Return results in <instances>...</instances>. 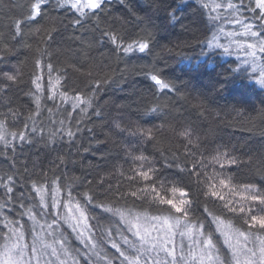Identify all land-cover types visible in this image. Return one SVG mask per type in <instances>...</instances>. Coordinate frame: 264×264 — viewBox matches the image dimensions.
Instances as JSON below:
<instances>
[{
    "label": "snow or ice",
    "instance_id": "6c2138e0",
    "mask_svg": "<svg viewBox=\"0 0 264 264\" xmlns=\"http://www.w3.org/2000/svg\"><path fill=\"white\" fill-rule=\"evenodd\" d=\"M107 3L108 0H27L26 4L15 5L22 9V15L12 21L10 41L31 48V45L23 43L24 27L38 24L39 20L46 18L53 19L49 16L50 10L70 12L73 14L71 24L83 26L84 20L98 19ZM162 4L163 0H153L154 7L159 8ZM202 7H210L211 12L217 13L210 16L211 23L219 21L217 31L207 41L209 49L220 48L230 54V48L236 46L250 50L247 54L253 58L258 52L264 55V0H221L211 6L204 3ZM220 9L226 12L221 13ZM245 11L251 14L250 18L244 15ZM169 16L171 20L176 19L175 12L170 9ZM225 23L239 25L240 30L226 32ZM54 30V26L31 29L42 32V40H51ZM142 31L145 35L141 39L126 46L118 42L115 33L103 35L108 36L124 54L135 51L145 53L151 50L153 37L147 29ZM220 36L227 37L228 43H221ZM236 37H246L252 42ZM9 42L0 36V65L5 64L13 52ZM37 51L39 55L33 59L31 79L35 89L25 92L32 98L35 108L16 128L15 121L23 114L5 104L7 112L0 114V154L14 153L19 146L17 141L33 144V137H39L45 147L64 143L65 140L73 145L84 121L73 122L69 116L76 112L87 115L90 110L96 117L101 116L94 105V97L107 79L94 80V88L88 92L76 90L69 95L67 88L60 90L64 87L62 77L66 69H57L50 59H46L51 57L50 52ZM69 67L80 70L75 65ZM54 72L59 74L53 76ZM20 75L19 68L15 66L11 71L0 69V77L3 78L0 94L6 95V89H10ZM151 79L160 90H176L172 82L158 75H152ZM4 81L11 83L5 86ZM258 83L264 87V74ZM46 91L49 94L45 95ZM42 100L52 101L53 107H57V100L61 105L69 104L68 115L64 119L52 120L53 107L42 105ZM45 110L49 114V123L53 124L46 135L41 119ZM157 111L158 108L146 107L143 115L148 117ZM115 127L121 133L137 137L141 145L158 142L152 128L121 127L119 123ZM177 134L187 144L194 143L189 129L185 128ZM52 151L56 148L53 147ZM83 151L91 149L84 148ZM126 152L137 164L136 168L129 170L132 175L127 178L128 189L124 190L119 185L113 189L109 184L99 196L91 190L73 195L78 183L86 182L90 186L92 181L57 174L54 169L67 163L64 155H57L51 162L52 167L48 169L53 173L51 178L48 172H42L34 179L29 178V190L19 195L16 194L19 178L11 167L0 175V264H264V161L257 167L252 157L245 162L227 152L212 156V163L221 169L226 165H243L251 172L246 182L233 185L230 176L220 178L222 173L219 172L207 176L198 170L205 167L204 163L191 162L192 167L187 168V158L184 168L175 165L180 172L187 171V180L184 177L162 179L151 158L140 148L135 149L139 155L131 149H126ZM165 166L173 167V164ZM193 176L196 177L199 197L191 195L192 185L188 181ZM99 184L103 186L104 181L100 180ZM137 184L141 186L135 187ZM223 189L228 190L230 198H225ZM235 196H240L239 202L234 199ZM201 197L207 198L202 205L206 214L204 219L193 215L194 206L200 205ZM136 201L142 203L137 206Z\"/></svg>",
    "mask_w": 264,
    "mask_h": 264
},
{
    "label": "trees",
    "instance_id": "16d2710c",
    "mask_svg": "<svg viewBox=\"0 0 264 264\" xmlns=\"http://www.w3.org/2000/svg\"><path fill=\"white\" fill-rule=\"evenodd\" d=\"M214 2L221 0H163L159 8L153 6V0H108L99 18L84 20L83 26L71 24L73 14L70 12L50 10L49 16L53 19L46 18L39 20L38 24L24 27L23 43L31 45L27 48L10 41L12 21L22 15V9L15 5L26 4L27 0H0V36L5 42L10 41L9 47L13 48L0 69L11 71L15 66L21 73L20 79L6 89V95L0 94V114L7 112L6 103L23 114L16 119V128L35 108L32 98L25 92L35 89L31 79L33 59L39 55L38 49L51 53V57L46 59H50L57 69H66L62 77L64 87L60 90L67 88L69 95L76 90L88 92L94 88V80L107 79L94 97L100 117L93 115L91 110L87 115L76 112L69 116L73 122L84 121L75 144L69 145L65 140L45 147L39 137H33V144L17 141L19 146L14 153L0 154V175L11 167L19 178L16 194L27 192L29 178L34 179L42 172H48L51 178L53 173L48 169L57 155H64L67 161L66 165L54 169L57 174L92 181L90 186L86 182L78 183L73 195L91 190L99 196L109 184L113 189L119 185L127 190V178L132 175L129 170L136 168L137 164L129 158L126 149L139 155L136 148L151 158L162 179L184 177L187 180V171L180 172L175 166L179 164L184 168L187 158L189 169L191 162H200L205 167L198 170L207 176L219 172L222 173L220 178L232 177L233 185L246 182L251 176L247 167L226 165L221 169L212 163L211 158L218 152H227L245 162L252 157L257 167L264 161V87L258 83V71L253 63L243 62L235 46L230 48V54L207 46V41L217 31L219 21L211 23L210 16L217 13L202 5L207 3L211 6ZM169 9L175 12V20L170 19ZM244 14L248 15V12ZM53 26L55 30L51 33V40H42V32L31 31L35 27ZM143 29L153 37L151 50L145 53L124 54L108 36L103 35L115 33L118 42L126 46L141 39L145 35ZM220 42L227 44L228 40L220 36ZM260 59L264 64V55L260 54ZM69 65L80 70L76 71ZM58 74L54 72L53 76ZM152 75L172 82L176 90H160L151 79ZM2 79L0 77V81ZM3 83L7 86L11 82ZM44 83L47 85V80ZM43 104L53 107L50 100H42ZM55 104L57 107H53L51 119H64L70 105H61L59 100ZM146 107H155L158 111L146 117L143 115ZM41 119L46 135L53 127L46 110L42 112ZM117 123L121 127L152 128L158 142L141 145L137 137L121 133L115 127ZM185 128L193 134L194 143L191 145L177 134ZM53 147L56 151H52ZM84 148L91 151H83ZM167 163H172L173 167H166ZM100 180L104 181L103 186L99 184ZM195 180L193 176L188 181L192 185L191 195L199 197ZM222 191L226 199L230 198L227 189ZM234 199L239 202L240 196ZM205 200L206 197H201L200 205L194 206L193 215L201 219L206 218L202 211ZM140 203L136 201L137 206ZM75 243L79 246L78 242Z\"/></svg>",
    "mask_w": 264,
    "mask_h": 264
},
{
    "label": "rangeland",
    "instance_id": "374dc122",
    "mask_svg": "<svg viewBox=\"0 0 264 264\" xmlns=\"http://www.w3.org/2000/svg\"><path fill=\"white\" fill-rule=\"evenodd\" d=\"M224 10L225 9H222L221 12H224ZM225 12H226V10H225ZM245 16L250 18L251 14L248 13V15H245ZM223 27L226 30V32L227 31H239L240 30V26L235 25V24L229 25V24L225 23L223 25ZM226 39L228 40L227 37H226ZM236 39H243L244 41H246L248 43L252 42L251 40H248V38H246V37H244V38L236 37ZM236 50L238 51V55L240 56V58L242 59L243 62L253 63V67L258 71V79H260L261 75L264 74V64L261 62L260 53L258 52L257 56L255 58H253L247 54V52L250 50H246L245 48H237V47H236ZM249 246H251V245H249Z\"/></svg>",
    "mask_w": 264,
    "mask_h": 264
}]
</instances>
